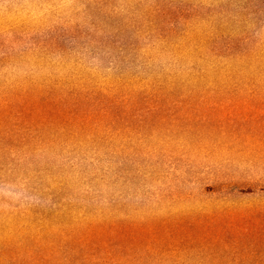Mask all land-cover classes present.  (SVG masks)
I'll use <instances>...</instances> for the list:
<instances>
[{
    "label": "rangeland",
    "instance_id": "1",
    "mask_svg": "<svg viewBox=\"0 0 264 264\" xmlns=\"http://www.w3.org/2000/svg\"><path fill=\"white\" fill-rule=\"evenodd\" d=\"M137 1L0 0V87L125 96L154 80L213 86L198 78L209 62L162 50L146 27L138 32ZM174 2L204 15L242 11L232 34L264 41V0ZM113 38L137 46L116 50ZM52 39L64 53L43 44ZM118 112L106 139L22 163L50 162L53 180L15 168L7 174L17 172L16 181L0 180V225L29 222L55 201L72 209L37 218L55 230L0 233V264H264V103L128 102Z\"/></svg>",
    "mask_w": 264,
    "mask_h": 264
},
{
    "label": "trees",
    "instance_id": "2",
    "mask_svg": "<svg viewBox=\"0 0 264 264\" xmlns=\"http://www.w3.org/2000/svg\"><path fill=\"white\" fill-rule=\"evenodd\" d=\"M174 1L177 0H138V7H133L130 11L131 24L139 25L138 32H143L146 27L150 37L160 41L156 45L162 50L172 52L175 56L188 51L191 57L209 62V65L198 68L195 60L196 65L192 68H198V78L212 81L213 86L200 90L204 87L175 86L177 81L162 86L163 81L154 80L151 86L131 89L125 96H122L123 91L108 95L99 91L93 93L91 90L70 89L65 86L0 87L1 181H16V178L11 177H17V172L13 173V176L7 174L14 168L18 172L25 171L27 174L42 177H36L39 179L49 177L53 180L50 162L46 161L37 167L28 164L24 166L22 163L32 156L64 151L72 143L83 146V143L88 141L98 142L96 140L100 135L102 139H106V133L113 129L116 117L120 115L118 108L128 102L159 103L202 98L264 103V41L255 42L245 34H232L234 29L245 23V13L236 11L204 15L188 6L186 8L184 5H175ZM93 30L98 32L102 31V28L95 25ZM117 40L113 38L114 44L111 48L126 51L131 46H137L133 42L119 45ZM43 44L51 48L54 46L55 51L59 53H64L66 49L53 39ZM225 68L226 72H223ZM217 75L220 79L216 78ZM169 77L175 76L168 75L167 78ZM210 90H213V94L208 96L207 92H211ZM47 189L48 196L56 194L51 186ZM69 207L68 201H55L51 204V211L32 210L29 222L21 217L0 225V233L17 232L25 227L29 230H55L57 226L37 224V218H57L66 211L71 214L72 209ZM22 219L25 221L21 222ZM88 234L82 233L80 238L84 241L90 240Z\"/></svg>",
    "mask_w": 264,
    "mask_h": 264
}]
</instances>
